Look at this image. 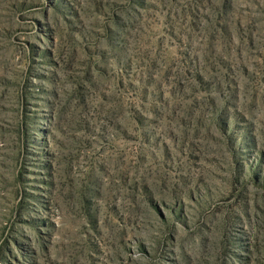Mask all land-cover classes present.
<instances>
[{
  "label": "rangeland",
  "instance_id": "374dc122",
  "mask_svg": "<svg viewBox=\"0 0 264 264\" xmlns=\"http://www.w3.org/2000/svg\"><path fill=\"white\" fill-rule=\"evenodd\" d=\"M0 264H264V0H0Z\"/></svg>",
  "mask_w": 264,
  "mask_h": 264
}]
</instances>
